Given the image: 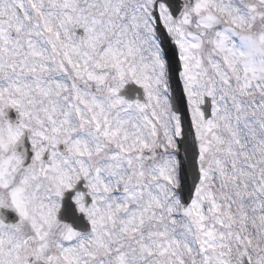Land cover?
Wrapping results in <instances>:
<instances>
[{
	"label": "snow or ice",
	"instance_id": "6c2138e0",
	"mask_svg": "<svg viewBox=\"0 0 264 264\" xmlns=\"http://www.w3.org/2000/svg\"><path fill=\"white\" fill-rule=\"evenodd\" d=\"M0 264H264V0H0Z\"/></svg>",
	"mask_w": 264,
	"mask_h": 264
}]
</instances>
